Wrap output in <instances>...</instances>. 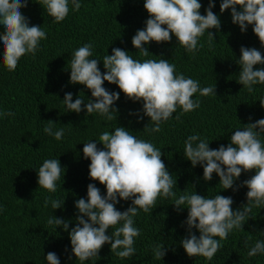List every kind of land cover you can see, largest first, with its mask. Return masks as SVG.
I'll use <instances>...</instances> for the list:
<instances>
[{
    "label": "trees",
    "instance_id": "1",
    "mask_svg": "<svg viewBox=\"0 0 264 264\" xmlns=\"http://www.w3.org/2000/svg\"><path fill=\"white\" fill-rule=\"evenodd\" d=\"M79 2L80 10L72 11L69 0L68 16L56 23L38 4L39 0H29L21 12L29 26H41L47 38L40 41L34 56L21 57L15 71H8L4 65L0 43V113H13L0 115V264H47L49 252L56 253L60 264H81L72 253L69 236L80 215L76 201L87 200L90 183L106 196V186L90 179L91 161L84 157L83 147L85 143L97 142V147L103 149L98 143L99 136L106 131L114 132L117 126L161 149V159L177 181L172 189L176 198L185 192L206 198L223 195L232 198L234 211L247 203L248 188L242 185L255 175L254 171H242L234 181L233 189L236 190H224L216 173L211 181L203 179V167L192 166L184 156V147L187 137L196 134L209 142L210 149H218L221 145L227 147L235 130L264 119V106L260 103L264 100V84H257V89L249 93L238 83L241 52L237 56V48L254 42L256 46L248 48H256L264 56V46L254 34L253 25H248L242 33L239 25L232 22L231 9L221 13L222 0H212L215 5L212 11L221 21L219 30H209L214 40L210 41L206 31L199 38L198 51L193 55L186 52L172 35L170 42L146 44L150 54L143 57L131 41L138 30L146 27L149 18L144 0ZM200 3V13L206 15L209 0H200ZM236 7L241 10L239 5ZM2 33L3 26L0 25ZM88 43L93 46L90 59L99 60L102 74L106 71L104 56L112 55L113 48H120L141 62L166 59L175 65L177 75L183 73L186 78L197 80L201 88L216 85V95L205 97L197 92L192 99L200 102L199 108L189 113H182V109L177 108L169 120L161 123L159 132H151L144 130L147 124L149 129L153 125L143 113V102H133L118 85L105 81L103 87L119 93V99L113 105L118 109L116 119L109 121L97 112L88 115L84 105L89 100L94 102L95 98L86 86L70 83L74 51ZM260 68L264 65H254V70ZM66 93H72L73 102L78 97L84 100L80 113L67 110L63 102ZM48 121L54 122L53 132L64 129L62 139L56 140L44 132L49 126ZM260 139L264 142V133ZM48 159H59L63 168L55 193L38 185L37 172ZM51 200H64V204L60 209H53ZM173 204L171 197H158L156 207L149 213L138 210L133 219L140 235L134 238L136 252L132 257L116 256L111 252V245L106 243L99 252V260L90 259L83 264H264V254L248 256L257 240L264 241V206L253 207L243 228L229 232L227 239L220 241L222 247L209 261L202 256L186 254L181 241L188 236L187 205H181L184 208L177 210ZM131 205V200H120L115 206L123 212ZM53 216L68 221V230L48 225L47 221ZM120 226L122 222L117 225ZM113 231L110 228L106 234L111 235ZM192 232L199 237L197 229L193 228ZM215 239L219 240V237ZM158 244L166 249L162 260L154 255L153 250Z\"/></svg>",
    "mask_w": 264,
    "mask_h": 264
},
{
    "label": "clouds",
    "instance_id": "2",
    "mask_svg": "<svg viewBox=\"0 0 264 264\" xmlns=\"http://www.w3.org/2000/svg\"><path fill=\"white\" fill-rule=\"evenodd\" d=\"M28 2L0 0V25L3 26L0 43L3 46V63L8 71H15L19 60L26 54L34 56L39 50L40 41L47 38L41 26H29L28 19L22 14L21 9L27 7ZM38 4L56 23L64 21L69 14V0H39ZM71 4L72 11L80 10L79 0H71ZM143 6L149 14L146 27L138 30L131 41L143 57L150 54L146 44L153 41L157 44L170 42L172 35L186 52L194 55L198 51L199 38L207 31L210 41L214 40L209 30H219L221 27L219 17L212 11L215 6L212 0H209L206 15L200 13V0H144ZM227 9H231L232 22L239 25L242 33L248 25H253L254 34L264 46V0H222L220 12ZM251 45L256 46L254 42L240 45L236 53L238 56L241 52L238 83L249 93L257 89V84H264V68L254 70V65H264V56L256 48H248ZM92 47L88 43L74 51L70 83L86 86L95 100H89L84 105L82 98L78 97L73 102L72 93H66L63 102L68 111L78 114L84 105L88 115L97 112L109 121L116 119L118 109L113 105L119 99V93L109 92L103 87L107 81L118 85L133 102L142 101L143 113L153 125L149 129L147 124L144 130L159 132L161 123L169 120L177 108L182 109V113H189L200 107V102L192 99L197 92L205 97L216 95V85L201 88L197 80L186 78L183 73L177 75L175 65L166 59L141 62L120 48H113L112 55L104 56L106 71L102 74L98 67L99 60L90 59ZM260 103L264 106V100ZM0 115L10 116L13 113ZM48 122L49 126L44 128V132L53 135L56 140L62 139L64 129L53 132L54 122ZM244 126L234 131L227 147L221 145L218 149H210L209 142L201 139L199 134L188 136L184 147V156L192 166L199 164L203 167V179L211 181L213 173H216L224 190L233 189L234 181L242 171L255 172L242 185L248 188L247 203L235 211L232 209V198L223 195L206 198L185 192L176 198L172 189L177 181L161 159V149L136 138L124 127L117 126L114 132L106 131L99 136L98 143L103 145V149L97 147V142L85 143L83 155L91 161L90 179L106 186V196H102L100 189L90 183L87 186V200L80 198L76 201L75 207L80 215L69 233L74 256L81 264L90 259L97 261L100 250L108 243L116 256L132 257L136 252L134 238L140 235L133 219L138 215V210L149 213L156 207L158 197H171L177 210L184 208L181 205H187L185 223L188 236L181 241L186 254L212 260L222 247L220 241L227 239L233 229L243 228L253 207L264 206V142L260 139L264 133V119ZM62 169L59 159L45 160L37 172L39 187L55 193ZM120 200H131L132 205L121 212L115 206ZM47 203L48 200L45 201L46 206ZM63 204L64 200H51L53 209H60ZM121 222L122 226L117 227ZM47 223L56 228L62 227L65 231L69 228V222L63 218L53 216ZM110 228L114 231L108 235L106 232ZM193 228L199 231V237L192 232ZM245 246H248L247 241ZM153 251L158 260L166 255L164 245L158 244ZM257 254H264V241L257 240L248 252L250 257ZM46 261L47 264H60L54 252L47 254Z\"/></svg>",
    "mask_w": 264,
    "mask_h": 264
}]
</instances>
